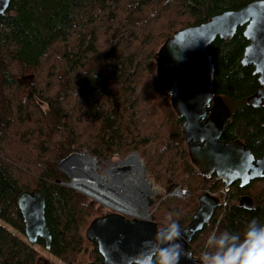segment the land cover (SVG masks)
I'll return each mask as SVG.
<instances>
[{"label": "trees", "instance_id": "16d2710c", "mask_svg": "<svg viewBox=\"0 0 264 264\" xmlns=\"http://www.w3.org/2000/svg\"><path fill=\"white\" fill-rule=\"evenodd\" d=\"M249 1H9L0 16V219L22 236L0 225V264H41L35 245L74 263L93 210L81 194L57 182L68 179L58 163L83 150L100 160L135 151L148 177L163 188L151 215L160 227L171 213L180 230L197 197L214 194L219 204L189 241L194 255L208 250L212 233L243 236L251 220L264 224V178L225 189L214 175L201 174L190 162L181 118L155 73V53L174 30ZM242 30L239 26L232 38L216 37L208 45L212 88L231 111L221 139H240L259 156L264 105L246 102L261 85L252 66L240 62L248 43ZM175 184L186 187L188 195H167ZM34 188L45 199L49 247L42 238L32 245L24 237L17 196ZM242 196L252 199L251 208L238 204ZM88 243L90 261L100 260L95 242Z\"/></svg>", "mask_w": 264, "mask_h": 264}, {"label": "water", "instance_id": "95a60500", "mask_svg": "<svg viewBox=\"0 0 264 264\" xmlns=\"http://www.w3.org/2000/svg\"><path fill=\"white\" fill-rule=\"evenodd\" d=\"M9 1L0 0V16L5 14ZM239 26L248 40L240 62L252 66L261 85L246 97V102L264 105V0H251L237 9H225L202 22L176 29L155 53L156 78L169 96L171 108L181 118L190 162L201 174L214 175L225 189L234 182L245 186L264 178V152L255 156L242 140L221 139L231 111L212 88L214 63L207 47L216 37L232 38ZM197 203L175 241L181 246L179 264H201L189 248V241L210 220L219 199L205 191L197 197ZM238 204L251 208L253 201L242 196ZM17 206L27 241L33 244L42 238L49 247L51 234L45 222L41 190L22 191L17 196ZM164 227H159L153 217H128L117 210L97 215L86 226L84 237L95 242L101 259L84 264H133L134 258L150 246Z\"/></svg>", "mask_w": 264, "mask_h": 264}, {"label": "bare ground", "instance_id": "6f19581e", "mask_svg": "<svg viewBox=\"0 0 264 264\" xmlns=\"http://www.w3.org/2000/svg\"><path fill=\"white\" fill-rule=\"evenodd\" d=\"M84 155L89 159L87 169L80 160L76 167L73 166L71 158L63 164L71 176L69 184L110 208L148 219L146 207L151 203L150 194L156 188L145 178L144 167L137 154L132 152L123 160L115 159L112 164H119H107L102 171L104 173H97L94 159Z\"/></svg>", "mask_w": 264, "mask_h": 264}, {"label": "clouds", "instance_id": "9594fccd", "mask_svg": "<svg viewBox=\"0 0 264 264\" xmlns=\"http://www.w3.org/2000/svg\"><path fill=\"white\" fill-rule=\"evenodd\" d=\"M169 214L166 227L159 230L150 246L141 251L133 264H179L181 246L176 243L179 224ZM201 264H264V224L251 220L243 233H212L206 240Z\"/></svg>", "mask_w": 264, "mask_h": 264}, {"label": "rangeland", "instance_id": "374dc122", "mask_svg": "<svg viewBox=\"0 0 264 264\" xmlns=\"http://www.w3.org/2000/svg\"><path fill=\"white\" fill-rule=\"evenodd\" d=\"M17 75V74H16ZM19 79V78H18ZM24 80V78L22 79ZM81 152V151H80ZM85 152V150H84ZM79 153V152H77ZM87 153V152H85ZM130 152L127 154L129 155ZM68 155L67 157H64L59 163H58V168L67 176V180H64V181H70L71 180V176L70 174L66 171V169L64 168L65 165H63L64 163L66 164V161L71 158L72 162L74 163L73 166L76 167V163L79 162V160L81 162H83V166L85 169H87L88 167V162H89V159L84 155V154H74V155ZM126 155V156H127ZM92 158L93 156L90 155ZM124 157V156H123ZM67 158V159H65ZM78 158V159H77ZM118 157H113L111 159V161L109 162H102V161H95L94 160V167H96V171L97 173H104L102 171H104V169L107 168V164H112V162L117 159ZM139 158V157H138ZM103 159V158H102ZM105 159V158H104ZM103 159V160H104ZM119 159V158H118ZM140 160V159H139ZM144 163V162H143ZM141 161V164L143 165L144 167V176L147 180L151 181L152 183V186L154 187V191L152 192V194H150V197L151 199L153 200L150 204L147 205L146 207V212H147V215H148V219H150L151 215H153V212H155V208L157 207V195H159L161 192H163V188L160 184L154 182L150 177H148V171H147V167L146 165H144ZM119 163H114L112 165H117ZM62 185V184H61ZM179 185V184H177ZM64 186H67V187H70L68 185H64ZM181 186V185H180ZM73 186H71L70 188H72ZM183 187V186H182ZM75 187H73L72 189H74ZM186 188V187H184ZM77 189V188H76ZM74 189L75 191H77L79 194H81L83 197H84V203H90L92 205V210H93V213H91V215L87 218V221L85 223V225L83 226V234H84V230L86 228V226L88 225V223L90 222V220L97 216V215H102L104 214L105 212H108L110 211V209H113V208H110L109 206L105 205L104 203H101L99 202L98 200H95V199H92L90 196H88L86 192H81V191H78ZM86 193V194H85ZM139 209L141 210V206H139ZM142 211V210H141ZM0 225L6 227L7 229H9L10 231L14 232L15 234H18L19 236H22V234H20L18 231H16L15 229H13L11 226H9L8 224H6L4 221H2L0 219ZM25 237V236H24ZM88 242L92 243L91 241H88L86 238H85V244L83 246V248L81 249V251L78 253L77 257H76V260L74 261L73 264H84L86 262H89L90 261V258H89V255H90V250L92 249V246L91 244H89ZM96 245V244H95ZM37 251H38V254L40 255L41 257V264H66L64 262H62L59 258L55 257L53 254H51L50 252H48L44 247L40 246V245H35L34 246ZM201 253L200 251L197 252V255L196 256H200Z\"/></svg>", "mask_w": 264, "mask_h": 264}, {"label": "built area", "instance_id": "2783aa9c", "mask_svg": "<svg viewBox=\"0 0 264 264\" xmlns=\"http://www.w3.org/2000/svg\"><path fill=\"white\" fill-rule=\"evenodd\" d=\"M167 194L175 197H184L187 195V189L176 184L172 186V188L167 192Z\"/></svg>", "mask_w": 264, "mask_h": 264}]
</instances>
